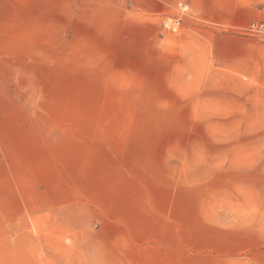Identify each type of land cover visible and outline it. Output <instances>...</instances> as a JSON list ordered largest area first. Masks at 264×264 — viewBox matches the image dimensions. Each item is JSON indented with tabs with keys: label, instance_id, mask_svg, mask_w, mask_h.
<instances>
[{
	"label": "rangeland",
	"instance_id": "1",
	"mask_svg": "<svg viewBox=\"0 0 264 264\" xmlns=\"http://www.w3.org/2000/svg\"><path fill=\"white\" fill-rule=\"evenodd\" d=\"M135 1L50 63L40 53V67L15 69L0 98V143L32 138L2 109L26 103V91L36 100L33 138L55 143L58 159L42 180L66 178L74 201L23 217L0 156V264H264V30H249L264 18L231 28L183 14L181 1L160 16L135 13ZM179 16L177 31L164 27ZM62 143L106 144L105 187L125 225L101 226L93 184V215L65 224L58 208L80 210L86 196L70 188L80 172Z\"/></svg>",
	"mask_w": 264,
	"mask_h": 264
},
{
	"label": "crops",
	"instance_id": "2",
	"mask_svg": "<svg viewBox=\"0 0 264 264\" xmlns=\"http://www.w3.org/2000/svg\"><path fill=\"white\" fill-rule=\"evenodd\" d=\"M177 1L191 7L204 21L224 27H243L250 20L264 18V0H136L133 8L134 12L140 15L160 16L166 14L168 6ZM121 3L122 0H0V98L10 99L6 98V95L10 93L9 84L14 83L18 77V71L15 69L24 66L40 67V53L46 54L44 57L50 63L56 53L71 51L74 36H87L90 26L99 27V21L105 18L112 21L120 19L124 10ZM19 81L23 83L24 78ZM23 94L27 104L7 107L6 112L4 108L2 114L12 119L16 116L17 123L26 125L33 136L25 143H0V156L2 162L5 160L8 165L10 180L13 179L10 187L14 186L16 189L17 211L22 212L24 217L25 212H36L38 208L44 212L51 211V206L56 210L57 206L72 204L74 201L63 196V186H69L66 178L63 179L66 182L60 184L52 178L42 180V170H56L57 152L54 149L55 143H39L33 138L39 133L34 118L29 116L38 115L39 111L36 110H39V107L35 106L36 100L28 91ZM62 144H65L64 147L68 146L70 152L73 151V154L66 155V158L70 163L76 164V167L71 168L80 172V178L75 177L70 188L79 186L82 192L80 190L74 195L86 196L82 200L86 207L82 206L80 210L70 206L58 208V213L66 219L65 224L72 227L82 226L76 224L79 217L85 223L90 219L89 214L93 215V210H90L89 205L94 202L90 201L88 196L92 192V196L101 197L100 207L94 211L97 216L102 215V220L106 223L101 226L125 225L127 218L123 219L117 209V204L121 206L122 203L116 198L113 200V187H105L106 144ZM108 155L113 161V156L110 153ZM50 159L53 160L52 163L49 162ZM62 161L69 164L66 160ZM42 162L47 165H42ZM94 164L100 170L96 179H93L95 175H92L90 169ZM107 175L113 177V173ZM92 184L94 188L90 192ZM83 188H88V193H84ZM58 196L63 198L58 199ZM105 196L111 197L110 202L115 210L108 208L110 211H105Z\"/></svg>",
	"mask_w": 264,
	"mask_h": 264
},
{
	"label": "built area",
	"instance_id": "3",
	"mask_svg": "<svg viewBox=\"0 0 264 264\" xmlns=\"http://www.w3.org/2000/svg\"><path fill=\"white\" fill-rule=\"evenodd\" d=\"M181 10H182V13L183 14H186L188 13L189 11V6L188 5H185V4H179ZM181 23H182V16H179L177 18H174L173 20L171 21H167L165 24H164V27L168 30H172V31H177L180 26H181ZM249 30H252V31H257V30H264V25H251Z\"/></svg>",
	"mask_w": 264,
	"mask_h": 264
}]
</instances>
